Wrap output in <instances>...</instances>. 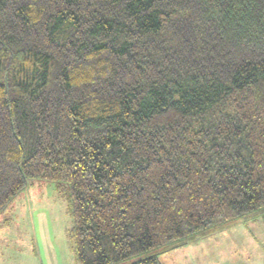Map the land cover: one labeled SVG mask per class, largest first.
Instances as JSON below:
<instances>
[{
	"label": "trees",
	"instance_id": "obj_1",
	"mask_svg": "<svg viewBox=\"0 0 264 264\" xmlns=\"http://www.w3.org/2000/svg\"><path fill=\"white\" fill-rule=\"evenodd\" d=\"M33 179L78 264L264 217V0H0V216Z\"/></svg>",
	"mask_w": 264,
	"mask_h": 264
},
{
	"label": "rangeland",
	"instance_id": "obj_2",
	"mask_svg": "<svg viewBox=\"0 0 264 264\" xmlns=\"http://www.w3.org/2000/svg\"><path fill=\"white\" fill-rule=\"evenodd\" d=\"M251 222L238 219L236 231L247 235ZM71 227L68 201L55 188V183L46 179L31 180L0 216V264H78ZM208 241L211 240L203 238L201 244L192 247L200 249ZM237 241L230 244L236 259L246 256L244 244ZM227 245L224 239L218 242L219 247ZM179 251L162 253L160 259L169 262L172 254Z\"/></svg>",
	"mask_w": 264,
	"mask_h": 264
},
{
	"label": "crops",
	"instance_id": "obj_3",
	"mask_svg": "<svg viewBox=\"0 0 264 264\" xmlns=\"http://www.w3.org/2000/svg\"><path fill=\"white\" fill-rule=\"evenodd\" d=\"M245 223L252 220L251 226H248L249 233L243 235L241 230L236 231V223H232L223 230L210 233L203 237H197L188 244L171 251H179L172 254L169 262L163 261V264H264V217L262 213L249 215L240 218ZM203 238H209L206 245L198 246L203 242ZM224 239L228 245L219 247L218 242ZM242 241L245 255L236 259L231 254L230 244ZM262 240V242H260ZM215 243V244H214ZM194 248V249H193ZM187 252V253H186ZM168 253V252H167ZM166 254V253H164ZM163 254V255H164ZM162 255V256H163Z\"/></svg>",
	"mask_w": 264,
	"mask_h": 264
}]
</instances>
